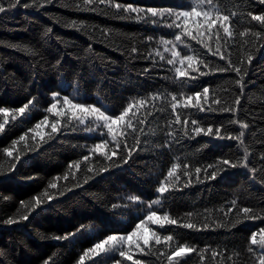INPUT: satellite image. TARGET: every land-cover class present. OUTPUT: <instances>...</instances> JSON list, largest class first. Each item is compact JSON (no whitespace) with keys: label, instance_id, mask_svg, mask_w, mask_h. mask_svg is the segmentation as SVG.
Segmentation results:
<instances>
[{"label":"trees","instance_id":"16d2710c","mask_svg":"<svg viewBox=\"0 0 264 264\" xmlns=\"http://www.w3.org/2000/svg\"><path fill=\"white\" fill-rule=\"evenodd\" d=\"M115 3L178 9L187 0H105L92 5L84 0H20L15 7L5 4L6 11L0 13V109L9 110L7 123L0 113V123H4L0 131V264H78L94 243L112 234L127 235L150 210L161 216L166 212L177 220L176 225L163 228L148 224V235L156 232L161 244L141 243L143 252L133 246L131 261L111 252L86 257L85 264H115L117 260L120 264H169L167 256L181 244L198 251L180 264H258L264 249L250 240L254 232L259 239V230L264 228V38L255 33L264 37V30L248 13H264V5L259 0H216L224 14L236 15L230 22L233 37L221 32L217 43L214 33H210L211 40L205 36L209 52L190 38L182 36L184 44L175 42L179 30L164 26L170 20L153 23L143 12L117 11L110 6ZM242 32L246 34L240 36ZM161 38L175 42L182 56L193 55L198 64H207V68L199 64L200 72L207 74L188 69L189 77H178L174 68L187 64L168 65L171 53L164 51ZM217 49L226 59L212 54ZM232 66L241 71L230 70ZM225 68L229 70H220ZM241 77L243 88L237 83ZM204 87L209 88L207 101L203 100ZM197 91L202 93L205 110L178 105L175 113L180 115V124L169 126L175 119L171 96L182 103ZM52 93L78 97L74 103L102 104L111 115L129 103L137 105L131 122L143 131L138 132L137 145L136 134L126 130L132 149L127 163L121 159L123 139L121 148L115 149L107 135L101 137L104 129L86 131L95 126L90 118L83 125H70L63 117L58 125L61 131L49 138L55 117L46 110L55 102ZM157 94L159 98L149 99ZM30 99L34 107L13 120L15 110ZM216 99L219 104L213 102ZM141 100L147 103L141 106ZM62 106L61 100L58 107ZM46 114L49 124L38 130L44 140L33 139L29 130ZM192 120L205 130L219 128L220 136L196 135L191 131ZM241 131L243 143L227 138L238 137ZM101 139L109 140V154L118 152L111 161L93 150ZM6 148L12 149L11 157L3 152ZM245 148L247 166H242ZM224 160L237 167L223 165ZM174 163L180 165L179 180L172 178L170 191L158 196L160 182L169 183L165 177ZM213 172L215 179L209 178ZM131 196L140 200H130ZM155 199H161V205L149 208ZM243 208L253 211L244 214ZM25 215L27 220L22 219ZM188 223L194 227L181 226ZM169 235L173 239L165 242L163 238ZM213 251L219 255L213 256Z\"/></svg>","mask_w":264,"mask_h":264},{"label":"snow or ice","instance_id":"6c2138e0","mask_svg":"<svg viewBox=\"0 0 264 264\" xmlns=\"http://www.w3.org/2000/svg\"><path fill=\"white\" fill-rule=\"evenodd\" d=\"M20 0H0V13H4L6 11L5 4L8 5L9 8L15 7L16 4H19ZM50 2V0H49ZM84 3L86 5H92L93 3H99L104 4L105 0H84ZM259 3L264 5V0H259ZM111 7L115 8L117 11L123 9L124 12H130V13H145L146 17H151L152 22L155 23L157 19L161 21L170 20V23H165V27L178 29V34H175L174 41L180 42L181 44H184V40H182V36L186 38H190L192 41H197L199 44L203 46V48L208 49L209 52H212V49L210 45L207 43V41L204 39L207 35V40L213 39V36L210 35V33L215 34V38L217 43H219V40L221 39L220 33L222 32L224 34V37H233V31L230 30L231 28V18L236 15V13H229L224 14L220 7H218L216 0H187V3L184 5H181L178 9L174 8H165V9H157V8H135L132 5H121L119 3L110 4ZM252 21H256L260 26H262V30H264V13L260 14H253L248 13ZM50 31V29H49ZM246 32L239 33L240 36L245 35ZM255 35L258 38H264L261 37V33L257 32ZM148 40H152V37H148ZM160 44L164 46L165 52L171 53V59L167 60L168 65H175L176 63H179L181 66H184L187 64V67H175L174 71L178 77L184 78L189 77L190 73L188 69H192L195 72H197L200 75H205L207 73L200 72V66L199 64H203V61H200L198 64V57H195L193 55H181V52L177 50L176 43L173 41L164 40L163 38L160 39ZM168 45H171L169 48ZM185 47H189L190 45L185 44ZM133 52H136L137 49L133 48ZM213 55H219L221 59H226L225 55L221 52H219V49L215 53H212ZM156 55L160 57L161 60H164V56L159 51L156 52ZM249 57V61H250ZM228 63L231 64L230 59L228 60ZM204 68H207V64H203ZM221 71H228V68L220 69ZM232 71H235L239 73L241 69L239 67L232 66ZM237 83L240 84V87L243 88L242 83V77L240 80L237 81ZM208 94H209V88L204 87L203 88V100H208ZM53 100L55 102L51 103L50 106L47 108L46 112L53 114L55 117V120L53 123H51V133L49 134V138H51L52 134H56L61 131V128L58 127L60 124V119L63 117H67V123L72 125L73 122H75L76 125H83L85 124L86 119L90 118L92 122H94V127L86 128V131L94 132L97 131V129H104L105 131L100 132L101 137L107 135L110 140L114 143L115 149L121 148V138L123 139L124 144V151L125 155L121 157L122 161L124 163H127V160L131 157L132 149L128 147L127 145V135L126 130H131L132 133L136 134L135 139L137 145L139 144V131H143V129H137L132 124V118L135 117V113L133 112V108L136 107L138 110V106L134 105L133 103L127 104L122 110H120L119 114L111 115L109 114L110 109H106L101 104V107H97L96 105H85L83 103H74L73 101L75 99H78V97H73L70 99L68 96L60 97L59 93H52ZM159 98V94L154 97H149V99H157ZM202 99V93L197 91L195 92L194 96L189 95L186 99L181 101L177 100L176 96H171V102L170 107L175 115V119L169 121V126H171L173 123L180 124V115L175 113V110L177 109L178 105L187 109V108H194L197 111H204L205 105L201 103ZM61 100L63 101V106L58 107L60 105ZM195 101V102H194ZM216 104H219L220 101L218 99L213 101ZM146 100L139 101V105L146 104ZM236 104H239V99L235 101ZM30 106L34 107V102L32 99H30L27 103H25L22 107L15 110L13 113V120H15L16 116H25L27 115V111H30ZM103 109V110H102ZM209 110H211L209 108ZM226 111L231 110L234 111V109H225ZM132 112V117H129V113ZM0 113H3L4 117V123H7V117L9 115V110L6 108L0 109ZM79 113V115H78ZM127 118V123H125ZM139 123H143V121H138ZM4 123H0V131L4 128ZM184 125L186 126L188 124V119L186 118L183 121ZM192 128L191 131L195 133L196 135H200L201 133H204L205 135H215L220 136V129L217 128L216 131H213V128L209 126L206 130L200 126H198L196 120H192ZM49 124V117L46 114L36 125L33 129H30L29 131L34 133L33 139L35 137H40V140H44V133L42 131H38L42 128V126L47 127ZM247 124H242V128H247ZM124 129V130H121ZM171 134V133H169ZM184 134L187 135L188 132L186 129H184ZM28 135L26 132L24 135H22L19 139L21 141L25 140V137ZM243 131L240 132V135L238 137H234L229 135L227 138L230 139H236L243 143ZM17 142L14 141L13 145H15ZM109 145L108 139H101L99 143L94 145V151L102 155L106 160L111 161L113 157L118 155V152L113 150L111 151V154L106 151ZM3 152H5L9 157L13 155V151L11 148L3 149ZM247 157H248V151L247 148L244 150V160L242 162V166H247ZM16 159H19V156L16 157ZM88 157L85 156L84 160H87ZM223 165H228L230 167H237V164L232 163L231 161L224 160L222 161ZM77 168H79V164L76 165ZM187 167V166H185ZM180 168L179 164L174 163L169 171L166 174L165 180L169 181V183L160 182V186L157 189L158 196H162V194L170 191V181L172 178H175L176 180H179V176L176 175L177 169ZM105 171L107 169H104ZM196 172L199 173L200 169L197 168ZM251 172L255 173L256 169H251ZM184 175H187V172H184ZM216 173L213 172L209 178L215 179ZM67 179V177H65ZM51 187L55 188L56 185L52 184ZM49 200L52 199L51 196L48 197ZM130 200L133 201H139V196H131L129 197ZM36 203L39 204L40 201L37 199ZM162 201L161 199H155L151 202L149 205V208H151L153 205H161ZM233 202V206H234ZM231 210V209H230ZM244 214L252 213V209L250 208H243L240 210ZM22 219L27 220V215L23 216ZM9 223H15L16 221L9 220ZM151 223L153 225H158L161 228L164 227V225H176L177 220L172 219L169 217V215L165 212L164 215H158L157 211H148L147 215L140 219L138 223H136L135 228L130 231L127 235H117L112 234L108 235L106 238L101 239L99 242H96L93 244L92 247L88 248L84 251V253L79 257L78 264H85V258L88 257L90 259L101 257L102 255H107L111 252H118L119 256L122 258H126V260L131 261L133 259L132 255H129V250L133 246L140 251L143 252L144 248L141 247V243L145 246H148L152 241H155V244L159 245L161 244V239L157 235L156 232H152L151 235H148L150 229L148 228V224ZM182 227L187 228H193L194 225L191 223L181 225ZM260 238L257 239V233H253L251 236L250 243L251 245H259L261 249H264V228H261L259 230ZM64 239H67L68 237H63ZM135 238V239H134ZM56 239H61V237H56ZM164 241H171L173 239L172 236H165ZM128 249V250H125ZM253 249L250 247L249 251H252ZM198 250L195 247H190L187 244H181L175 247L171 254L167 256V260L169 261V264H180V261L188 256L191 253L197 252ZM203 251V250H201ZM213 256L219 255V253L213 251ZM204 257L201 255V260H203ZM47 264V262H46ZM115 264H120V261L117 260ZM135 264H140V261H136ZM258 264H264V252L261 253L258 259Z\"/></svg>","mask_w":264,"mask_h":264}]
</instances>
